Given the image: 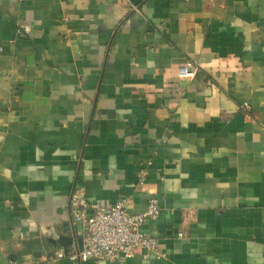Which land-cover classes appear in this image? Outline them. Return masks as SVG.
Listing matches in <instances>:
<instances>
[{
    "label": "crops",
    "instance_id": "0c3cea01",
    "mask_svg": "<svg viewBox=\"0 0 264 264\" xmlns=\"http://www.w3.org/2000/svg\"><path fill=\"white\" fill-rule=\"evenodd\" d=\"M76 189L156 200L122 264H264V0H0V264H74Z\"/></svg>",
    "mask_w": 264,
    "mask_h": 264
},
{
    "label": "built area",
    "instance_id": "2783aa9c",
    "mask_svg": "<svg viewBox=\"0 0 264 264\" xmlns=\"http://www.w3.org/2000/svg\"><path fill=\"white\" fill-rule=\"evenodd\" d=\"M187 68L178 69L179 78L189 76ZM146 177L147 169L143 167L138 173L139 187L144 184ZM70 204L72 212L69 225L79 232L82 245L80 249L74 246L68 253L62 249L55 250L53 262L66 260L74 264L87 261L122 264L137 252L143 257L157 253V239L142 231L146 221H154L159 217L160 209L156 200H149L143 213L129 214L126 211V198L119 199L110 207H102L89 204L83 189H76L70 195Z\"/></svg>",
    "mask_w": 264,
    "mask_h": 264
},
{
    "label": "water",
    "instance_id": "95a60500",
    "mask_svg": "<svg viewBox=\"0 0 264 264\" xmlns=\"http://www.w3.org/2000/svg\"><path fill=\"white\" fill-rule=\"evenodd\" d=\"M53 243L60 245L63 252L68 253V247L71 244H74L80 249L82 245V239L81 237L77 238L75 236L74 229H72L68 223L64 225L61 234L57 237V239Z\"/></svg>",
    "mask_w": 264,
    "mask_h": 264
}]
</instances>
